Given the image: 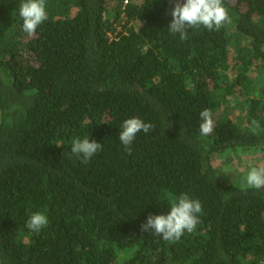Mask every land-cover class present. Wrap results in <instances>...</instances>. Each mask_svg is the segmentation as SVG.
I'll use <instances>...</instances> for the list:
<instances>
[{"label": "trees", "instance_id": "16d2710c", "mask_svg": "<svg viewBox=\"0 0 264 264\" xmlns=\"http://www.w3.org/2000/svg\"><path fill=\"white\" fill-rule=\"evenodd\" d=\"M22 2L0 0V264H262L264 189L240 166L264 165V0H224L230 23L183 40L175 0H46L32 36ZM132 117L154 128L129 154ZM77 137L102 143L87 164L66 155ZM183 193L194 232L141 230Z\"/></svg>", "mask_w": 264, "mask_h": 264}, {"label": "clouds", "instance_id": "9594fccd", "mask_svg": "<svg viewBox=\"0 0 264 264\" xmlns=\"http://www.w3.org/2000/svg\"><path fill=\"white\" fill-rule=\"evenodd\" d=\"M170 14L172 20L168 31L173 35L178 34L182 40L187 39L189 29H199L203 26L209 31L213 29L219 31L231 22L224 0H175ZM19 16L23 21V31L29 36L34 35L37 28L48 18L46 0H23L19 6ZM200 119V134L210 135L215 125L211 109L201 111ZM153 128L152 123H146L139 117H132L123 122L118 139L125 146V151L131 154L130 146L137 134L141 131L147 134ZM260 128L259 122L253 119L251 131L257 133ZM101 149L102 143L90 140L89 137L83 139L77 137L73 139L71 151L66 155H75L82 163L87 164ZM224 173H230V170L226 169ZM242 186L256 190L264 189V165L250 167L242 180ZM202 211L203 206L198 199H192L187 193H183L170 201L168 214L149 215L147 222L141 225V230L151 231L152 235L160 236L168 243H176L185 232L192 233L196 230L199 223L198 214ZM48 222L47 215L37 211L30 215L26 227L38 234Z\"/></svg>", "mask_w": 264, "mask_h": 264}, {"label": "rangeland", "instance_id": "374dc122", "mask_svg": "<svg viewBox=\"0 0 264 264\" xmlns=\"http://www.w3.org/2000/svg\"><path fill=\"white\" fill-rule=\"evenodd\" d=\"M238 161H241V159L238 158V159H237V162H238ZM254 166H257V165L254 164ZM250 167H252V165H251V166H248V164L246 163L243 167H242V165H241V166H240V169H241V168H242V169L244 168V169H245V170H244V173L247 174V172H248V170L250 169Z\"/></svg>", "mask_w": 264, "mask_h": 264}, {"label": "built area", "instance_id": "2783aa9c", "mask_svg": "<svg viewBox=\"0 0 264 264\" xmlns=\"http://www.w3.org/2000/svg\"><path fill=\"white\" fill-rule=\"evenodd\" d=\"M129 4V0H125V6Z\"/></svg>", "mask_w": 264, "mask_h": 264}]
</instances>
